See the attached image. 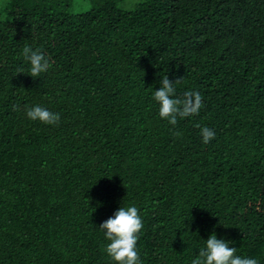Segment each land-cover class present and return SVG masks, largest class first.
I'll list each match as a JSON object with an SVG mask.
<instances>
[{
  "label": "trees",
  "instance_id": "1",
  "mask_svg": "<svg viewBox=\"0 0 264 264\" xmlns=\"http://www.w3.org/2000/svg\"><path fill=\"white\" fill-rule=\"evenodd\" d=\"M129 3L0 0V264H115L99 226L127 205L143 264H191L213 232L264 264V0ZM166 74L203 97L175 125Z\"/></svg>",
  "mask_w": 264,
  "mask_h": 264
},
{
  "label": "clouds",
  "instance_id": "2",
  "mask_svg": "<svg viewBox=\"0 0 264 264\" xmlns=\"http://www.w3.org/2000/svg\"><path fill=\"white\" fill-rule=\"evenodd\" d=\"M25 60L29 63L32 77H39L46 73L51 64L45 54L30 46L23 48ZM179 79L170 80L166 74L159 80V88L153 93V99L158 105L160 118L175 125L177 118L190 117L198 114L203 97L198 91H186L183 99L175 96L176 83ZM26 116L32 121H39L47 125H56L60 121V113L52 111L39 104L27 108ZM202 142L207 144L216 136V132L208 127L200 128ZM144 224L140 210L136 205L120 206L112 216L104 220L99 228L103 231L107 243L105 251L115 264H143L137 242ZM230 241L218 238L213 232L204 239V247L191 260V264H258L257 259L237 254L236 247H230Z\"/></svg>",
  "mask_w": 264,
  "mask_h": 264
},
{
  "label": "rangeland",
  "instance_id": "3",
  "mask_svg": "<svg viewBox=\"0 0 264 264\" xmlns=\"http://www.w3.org/2000/svg\"><path fill=\"white\" fill-rule=\"evenodd\" d=\"M140 1L142 0H129L130 3L127 8H132L135 4L139 3Z\"/></svg>",
  "mask_w": 264,
  "mask_h": 264
}]
</instances>
